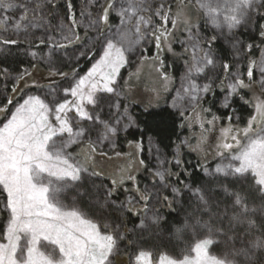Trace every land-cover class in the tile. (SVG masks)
I'll list each match as a JSON object with an SVG mask.
<instances>
[{
	"label": "rangeland",
	"instance_id": "374dc122",
	"mask_svg": "<svg viewBox=\"0 0 264 264\" xmlns=\"http://www.w3.org/2000/svg\"><path fill=\"white\" fill-rule=\"evenodd\" d=\"M45 1L13 0L16 7L0 8V21L3 22L0 25V51L8 48V44L3 43L4 40L21 39L28 43L33 41L31 44L33 48H28V51L32 55L31 60L34 61L33 65L23 74L22 79H17L18 75L0 74V108L7 107L6 112H0V126L6 122V118L10 117L16 106L23 103L28 96H38L53 110L57 104L66 100L76 102L78 98L73 97L70 91L66 92L65 90L74 87L80 78L84 77L100 60L106 38L112 37L117 29L124 27L121 24V17L118 15L119 9L122 6H127L122 3V0H113L114 9L109 10V15L114 16L111 22L109 15L107 22L101 19L104 9L108 7L109 0H78L75 25H73L72 19H66L60 15L56 8L52 21H49L46 16L48 6ZM261 1L255 0V6L239 26L228 29L227 26L216 28L207 22L203 13L198 10L196 0H145L144 7L148 11L141 15L151 16L152 22L146 26L141 25V30L145 33L144 38L125 52L127 62L120 68L114 84L111 85L114 91L111 93L103 91V82L100 81L99 76L95 78L98 81V90L95 93L97 103L93 105L86 100L83 101L85 110L94 117L92 120L82 119L72 103L69 104L71 110L68 111L67 116L73 125V130L82 128L84 135L77 138L76 143L70 144L66 153L71 156L73 162H80L87 168V171L82 172L81 180L60 197L66 206L71 208L75 203V206L78 207L77 200L72 193L73 190L86 177L97 176L105 178L109 183L108 188L99 184L100 190H107L111 194L120 192L122 206L133 215L141 217L140 222H137L139 230L152 226L155 223L153 217H158L157 206L160 205L161 197L164 196L165 187L162 189V181L169 176L175 177L177 171L183 169L181 161L183 154L193 156L206 179L236 178L240 183L251 179L254 188L259 193L252 173H247L242 177L225 176L223 173H216L215 170L218 165L238 164V162L230 161L228 158L230 154L227 152L224 153V156L218 155L219 151H223L218 149V144L233 143L230 137L227 140L224 139L222 129L228 127L243 129L253 116H257L259 119L256 105L259 101L264 100V76L259 70L260 63L264 60V36L261 35V32L264 31V19L260 24L261 31L257 34L254 42L245 41L239 35V31L243 30L251 35L254 34L252 27L256 15L260 14L257 11ZM21 4L26 5L29 9L27 19H22L24 9L20 7ZM37 4L41 5L38 9ZM162 4L164 5V8L161 9L162 13L170 9L169 22L165 27L171 32V35L167 41L162 40L160 46L157 47L152 33L155 31L156 35H159L160 32L156 29L164 22L154 13ZM181 12L183 14L178 16L177 14ZM172 19L177 20L175 28L172 27ZM185 19L188 20L187 25L184 23ZM93 21L95 24L92 23ZM17 23L21 25L19 30L16 28ZM134 23L135 21H133ZM127 27L132 28V24ZM202 30H205L209 36L205 35ZM66 36L70 39H64ZM76 36L79 37L78 40L75 38ZM213 37L215 39H212ZM213 40L220 41L229 50L231 56L229 62L223 61L212 50L211 42ZM193 43L199 44L196 55L203 56L204 52H209L214 64L206 66L202 72L192 71L189 74V69L193 67V49L191 47ZM58 45H63V47ZM185 49L188 50L185 51ZM81 63H85L84 65L87 67L76 68ZM63 64H68L71 70L62 71ZM225 65L228 66L227 69ZM250 66L253 70L252 77L248 76ZM43 71L51 75L66 74V76L62 79L58 77L53 80L41 79L39 73ZM237 79L243 80L248 87L238 88L235 93H232L228 85L235 83ZM190 81L194 82L198 89H203L205 85H209L210 88L206 92L192 91L191 89L185 92ZM7 82L12 84L11 92L6 90ZM16 82L18 84L14 86L13 84ZM88 87L89 83L86 82L83 86L85 94ZM226 97L228 106L224 107ZM9 100H11L10 104ZM236 103L240 105L241 109H249V114L241 118L238 113L240 109H235ZM161 105L173 108L179 119L180 135L172 152L175 156L173 158L166 157V153L156 145L152 138H147L144 144H141L140 140H127L123 144V149H118L113 138L123 132L125 124H133L130 111L138 112ZM54 115L53 112L50 116L53 121ZM96 116L99 119H96ZM214 116L218 119L213 121ZM208 121H213V123L209 124ZM102 122H106L108 127L106 128L105 123ZM108 129H115V131ZM64 139H67L66 135ZM90 142L94 145V151L89 146ZM141 153L149 154L152 157L153 166H150L151 169L148 167L147 171L145 170L147 165L141 158ZM157 172L164 174L163 180L156 175ZM93 173H97V175H93ZM128 177H134V180L128 179ZM143 178L146 180L143 181ZM114 181L115 183H113ZM199 189L207 199L203 189ZM143 196H147V200L142 199ZM232 199L234 200V197ZM195 200L205 211L206 209L199 201L198 196H195ZM233 200L230 205L233 204ZM167 201L170 202V199L168 198ZM4 202L5 194H0V209L3 208ZM231 209L233 211L232 206ZM86 218L96 223L98 221V219L95 220L87 216ZM7 219L8 213L0 210V225L2 224L0 242H3ZM97 224L102 232L107 231L116 238H120L124 234L121 222L114 225L105 219L104 223ZM196 224L197 222L194 220L192 226L185 227L189 234H193V242L182 249L181 255L173 256L165 252L156 254L153 252L152 264H158L161 254H167L175 259H182L185 255L194 257L195 252L192 251L194 245L209 235L206 227H199ZM104 225L108 226L107 229L104 228ZM198 234H201V237ZM194 236H198L199 239H195ZM213 239L216 242L209 246V254L223 257L225 253H228L229 259L232 258L233 246L240 248L247 242L245 241L243 244L236 242L232 246V242L235 241L226 242L220 238ZM123 250L120 245L116 246V250L110 257L111 264H137L136 256L140 251H143L136 247L128 256V254H122ZM237 260L239 264H245L243 257H238ZM256 261L258 259H255V264Z\"/></svg>",
	"mask_w": 264,
	"mask_h": 264
},
{
	"label": "snow or ice",
	"instance_id": "6c2138e0",
	"mask_svg": "<svg viewBox=\"0 0 264 264\" xmlns=\"http://www.w3.org/2000/svg\"><path fill=\"white\" fill-rule=\"evenodd\" d=\"M122 3L127 6H122L118 15L124 27L117 29L112 37L106 38L100 60L74 87L65 90L70 91L78 100L76 102L66 100L57 104L53 110L38 96H28L23 103L16 106L10 117L0 126V194H5V202L0 210L8 213L3 242H0V264H111L110 257L116 250L117 238L107 231L102 232L100 226L87 219L85 213L76 207L75 203L69 208L60 197L81 180L82 172L87 171V168L78 161L73 162L71 156L66 153L69 145L76 143L77 138L84 135L82 128L73 130V125L67 116L68 111L71 110L69 104L72 103L82 119L92 120L94 117L85 110L83 101L86 100L93 105L97 103L95 93L98 90V81L95 78L99 76L100 81L103 82V91L113 92L114 88L111 85L114 84L120 68L127 62L125 52L144 38L145 33L142 32L141 25L146 26L152 22L151 16L141 15L148 11L144 7L145 0H122ZM40 6L37 4V9ZM196 6L212 26L216 28L227 26L228 29H233L247 18L255 6V0H196ZM14 7L16 5L13 0H0V8ZM20 7L24 9L22 19H27L29 9L23 4ZM68 7L71 10V3ZM163 8L162 4L154 13L164 22L156 29L160 32L159 35H156L155 31L152 33L157 47L162 40L167 41L171 35L165 27L169 22L170 9L162 13ZM110 9H114L113 0H109L108 7L104 9L101 17L105 22L108 20ZM182 14L181 12L177 15ZM2 23L0 21V25ZM72 23L76 24L74 18ZM92 23L95 24V21ZM184 23L187 25L188 20L185 19ZM129 24H132V28L127 27ZM171 24L175 28L177 20L172 19ZM16 28L19 30L21 25L17 23ZM261 35L264 36V31ZM75 38L79 39L78 36ZM64 39L70 38L66 36ZM3 43L16 44L17 41L4 40ZM58 46L63 47V45ZM191 47L193 67L189 69V74L192 71L202 72L206 66L214 64L209 52H204L203 56L196 55V51L199 50L198 43H193ZM227 67L225 65L226 69ZM259 70L264 76V60L261 61ZM248 76H253L252 66L248 69ZM86 82L89 83V87L85 94L83 86ZM228 87L232 93H235L238 88H246L248 85L243 80L237 79ZM209 88V85H205L203 89H198L197 85L190 81L185 92L189 89L206 92ZM227 100L226 97L224 107L228 106ZM8 103L10 104L11 100ZM6 111V106L0 108V112ZM256 111L259 119L253 116L245 128L222 129L224 139L230 137L233 143L218 144V149L223 150L219 151L218 155L224 156L227 152L230 154L228 157L230 161L238 164L218 165L215 171L225 176L238 177L252 173L258 191L264 197V100L257 103ZM53 112L54 121L50 119ZM95 118L99 119L98 116ZM216 119L218 117L214 116L213 121ZM213 121L208 123L212 124ZM102 123H105L106 128L108 127L106 122ZM108 130L115 131V129ZM65 135L67 139H64ZM89 146L93 151L95 150L91 142ZM156 175L164 179L163 173L157 172ZM128 179L134 180V177ZM173 191L175 192L176 189ZM194 194L206 208L208 200L201 189H195ZM229 194L234 196V200L231 215H228L227 208L224 211V216L228 219L227 229L223 226L213 227L209 222H205L204 227L208 229L209 235L194 245L192 249L195 252L194 257L185 255L182 259H175L167 254H161L158 264H239L238 257H243L245 264H255L257 251L264 253V204L259 208L250 207L246 195L240 192ZM142 199L147 200V196H143ZM257 212L260 213L259 222L256 218ZM156 219L153 217L154 221ZM239 225L245 226L243 233L229 236L228 232L234 231ZM107 227L104 225L105 229ZM214 234H223L226 242L239 239L242 244L243 237L253 238L240 248L233 246L232 258L229 259L228 253L223 257L209 254V246L216 242L212 238ZM42 248L45 250H41ZM151 256L150 252L140 251L136 256L137 264H152Z\"/></svg>",
	"mask_w": 264,
	"mask_h": 264
},
{
	"label": "trees",
	"instance_id": "16d2710c",
	"mask_svg": "<svg viewBox=\"0 0 264 264\" xmlns=\"http://www.w3.org/2000/svg\"><path fill=\"white\" fill-rule=\"evenodd\" d=\"M79 1L46 0L45 3L47 4L46 6H48L46 16L48 20L52 21L55 8L58 10L59 14L66 19H75ZM69 3H71L72 6L71 10H69L68 7ZM263 11L264 0L259 4L257 13L260 14L256 15L253 23L252 30L254 34L251 35L243 30L239 31V35L245 41L254 42L257 34L261 31L260 24L264 19ZM113 18V15H109L110 22ZM202 31L205 35L209 36L205 30ZM15 41H17L16 44L9 43L8 48L0 51V74L18 75L17 79H19L34 63L30 58L32 55L28 51V48H33L31 45L33 41L31 43L21 39H16ZM41 45L44 46L45 44ZM211 48L223 61L227 60L229 62L231 58L230 52L220 41L213 40L211 42ZM81 64L79 65L80 67L78 66L76 68L83 69L84 66H86L84 65L85 63ZM62 68V71L71 70L68 64H63ZM65 76L66 74L60 76H57V74L51 75L44 71L39 73L41 79H62V77ZM17 84L18 82L13 85L16 86ZM11 87L12 84L7 82V92L12 91ZM234 106L235 109H237L240 105L236 103ZM239 109L238 113L241 118L249 114V109ZM130 114L133 124H125L123 132L118 133L117 136L113 138L114 143L119 147L118 149H123V144L127 140H140L141 144H144L147 138H152L156 145L166 153V157L173 158L175 156L172 152L175 143L178 141L180 128L179 119L173 108L168 105H161L138 112L132 110ZM141 154V158L147 165L145 169L147 171L148 167L153 166L152 157L149 154ZM181 161L183 169L177 171L175 177L169 176L162 181V189L165 187L164 196L161 197L160 205L157 206L158 217L154 221L155 223L152 224V226L150 225L142 228L143 230L137 228V222H140L139 220H141V217L139 218L133 215L122 206L123 202L121 201L122 196L120 192H118V194L109 195V191L100 190L99 184L104 187L109 185L105 178L88 176L78 184V187H76L72 193L77 200L78 208H80L87 217L95 220L98 219L97 223L102 224L105 219H108L114 225L121 222L124 234H122L120 238H117V245L123 247L124 250L122 254H128V256L136 247L140 250L150 252L151 254H153V252H155V254L165 252L173 256L181 255L182 249L193 242V234H189L185 227L187 225L192 226L194 220L197 222L196 226L199 227L204 226L205 222H209L213 227L223 226L227 229L228 219L225 218L224 211L227 208L228 215H231L232 205H230V202L233 200L232 197H234L229 193L240 192L246 195L249 198L248 204L253 207H260V205L264 204V197L260 196L257 189L254 188L251 179L242 183L236 178H213L208 180L198 168L197 162L193 159V156L183 154L181 156ZM173 170H175V168H173ZM142 180L144 181L146 178ZM197 188H202L207 196L208 205L205 211L202 210L203 208H201L195 200V196L197 195L194 194V190ZM174 189H176L175 192L173 191ZM225 189L228 190V193ZM168 198L170 202L167 201ZM95 200H97V202H95ZM106 201L108 202L107 205ZM259 216L260 213L256 215L258 222ZM1 226L2 224L0 227ZM244 227L243 225L236 226L234 231L228 232V235L232 236L234 233L239 235L243 233ZM198 235L200 236L201 234ZM255 235H259V233H255ZM212 237L226 241V237L223 234H214ZM194 238L199 239L198 236H194ZM252 238V236L243 237V242ZM234 241V243L232 242V246L233 244L235 245L236 242H241L239 239ZM255 259H258L256 264H264V253L257 251Z\"/></svg>",
	"mask_w": 264,
	"mask_h": 264
},
{
	"label": "bare ground",
	"instance_id": "6f19581e",
	"mask_svg": "<svg viewBox=\"0 0 264 264\" xmlns=\"http://www.w3.org/2000/svg\"><path fill=\"white\" fill-rule=\"evenodd\" d=\"M185 129V128H184Z\"/></svg>",
	"mask_w": 264,
	"mask_h": 264
}]
</instances>
